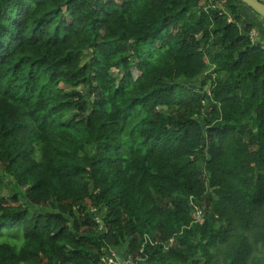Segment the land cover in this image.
I'll use <instances>...</instances> for the list:
<instances>
[{
  "label": "trees",
  "instance_id": "obj_1",
  "mask_svg": "<svg viewBox=\"0 0 264 264\" xmlns=\"http://www.w3.org/2000/svg\"><path fill=\"white\" fill-rule=\"evenodd\" d=\"M245 9L0 0V264L118 247L264 264V47Z\"/></svg>",
  "mask_w": 264,
  "mask_h": 264
},
{
  "label": "rangeland",
  "instance_id": "obj_2",
  "mask_svg": "<svg viewBox=\"0 0 264 264\" xmlns=\"http://www.w3.org/2000/svg\"><path fill=\"white\" fill-rule=\"evenodd\" d=\"M113 74H116V71H112ZM136 74V73H134ZM207 117H210V114L207 113ZM7 185H9L8 182H6ZM12 233L14 234H19L22 233L20 232L19 229L17 228H12L10 230H5L4 235L1 237V240H8L11 241V238L9 237ZM15 240H20V237L16 236ZM124 249L122 247H118L115 249H112L109 254L106 256V263L105 264H131L133 261L130 259L129 256H125Z\"/></svg>",
  "mask_w": 264,
  "mask_h": 264
},
{
  "label": "crops",
  "instance_id": "obj_3",
  "mask_svg": "<svg viewBox=\"0 0 264 264\" xmlns=\"http://www.w3.org/2000/svg\"><path fill=\"white\" fill-rule=\"evenodd\" d=\"M246 19L252 21V39L264 47V19L253 10L245 9Z\"/></svg>",
  "mask_w": 264,
  "mask_h": 264
},
{
  "label": "water",
  "instance_id": "obj_4",
  "mask_svg": "<svg viewBox=\"0 0 264 264\" xmlns=\"http://www.w3.org/2000/svg\"><path fill=\"white\" fill-rule=\"evenodd\" d=\"M247 7L264 19V3L259 0H241Z\"/></svg>",
  "mask_w": 264,
  "mask_h": 264
},
{
  "label": "built area",
  "instance_id": "obj_5",
  "mask_svg": "<svg viewBox=\"0 0 264 264\" xmlns=\"http://www.w3.org/2000/svg\"><path fill=\"white\" fill-rule=\"evenodd\" d=\"M259 1H261V2L264 3V0H259ZM251 35H252V31L250 32V37H251ZM251 39H252V37H251ZM252 40H253V39H252ZM200 216H201V209H200V210H197V212H196V218L199 219ZM200 221H201V219L199 220V222H200ZM108 254H109V253H108ZM108 254H107V255H108ZM107 255H106V256H107ZM105 263H106V258H105ZM105 263H104V264H105Z\"/></svg>",
  "mask_w": 264,
  "mask_h": 264
}]
</instances>
